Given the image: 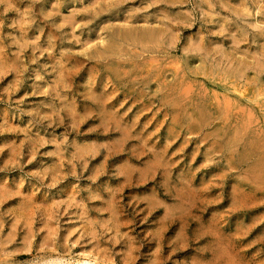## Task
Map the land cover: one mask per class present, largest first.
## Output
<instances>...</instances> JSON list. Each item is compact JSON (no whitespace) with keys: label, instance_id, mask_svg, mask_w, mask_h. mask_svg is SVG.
Here are the masks:
<instances>
[{"label":"rangeland","instance_id":"obj_1","mask_svg":"<svg viewBox=\"0 0 264 264\" xmlns=\"http://www.w3.org/2000/svg\"><path fill=\"white\" fill-rule=\"evenodd\" d=\"M0 264H264V0H0Z\"/></svg>","mask_w":264,"mask_h":264}]
</instances>
